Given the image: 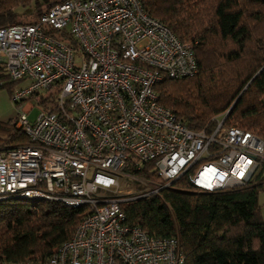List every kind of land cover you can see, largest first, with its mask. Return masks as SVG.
Wrapping results in <instances>:
<instances>
[{
  "label": "built area",
  "instance_id": "2783aa9c",
  "mask_svg": "<svg viewBox=\"0 0 264 264\" xmlns=\"http://www.w3.org/2000/svg\"><path fill=\"white\" fill-rule=\"evenodd\" d=\"M0 67L26 81L11 99L14 127L29 139L0 152V199L88 211L45 261L0 264H182L177 238L128 223L120 203L187 173L197 190L245 185L264 164V138L223 125L224 117L193 131L159 104L155 85L192 76L197 64L193 43L140 0H62L33 21L0 26ZM146 167L145 176L131 172ZM121 176L143 183V192L124 198Z\"/></svg>",
  "mask_w": 264,
  "mask_h": 264
},
{
  "label": "trees",
  "instance_id": "16d2710c",
  "mask_svg": "<svg viewBox=\"0 0 264 264\" xmlns=\"http://www.w3.org/2000/svg\"><path fill=\"white\" fill-rule=\"evenodd\" d=\"M140 1L149 16L181 41L193 43L197 64L192 76L164 77L155 85L159 104L193 131L210 130L216 116L227 112L223 125L264 138V0ZM14 16V7L0 0V26L19 22ZM228 44L225 56L217 54V47ZM221 57L243 59L246 69L227 80L223 67L215 70ZM15 82L0 67V88ZM52 95L38 96V102L52 101ZM14 121L15 116L0 118V152L29 143ZM147 168L131 172L145 176ZM262 175L264 164L245 185L205 191L194 188L187 173L158 193L120 206L127 222L147 234L177 238L182 264H264V219L257 199ZM87 213L86 206L58 201L0 199V263L45 261Z\"/></svg>",
  "mask_w": 264,
  "mask_h": 264
},
{
  "label": "rangeland",
  "instance_id": "374dc122",
  "mask_svg": "<svg viewBox=\"0 0 264 264\" xmlns=\"http://www.w3.org/2000/svg\"><path fill=\"white\" fill-rule=\"evenodd\" d=\"M12 1L14 0H7V2L12 5L15 9V19L14 22H29L33 21L37 18V14L44 9V7H47L51 5L52 3H55L58 0H16L14 4H12ZM231 48V45L228 44L226 47L219 46L216 49L217 54H224L228 49ZM218 62L221 64L218 68H215V70L222 68L225 71L226 79H232L236 76L238 73H243V71L246 69L247 62L243 59H238L232 62L225 61V57H221ZM218 71V70H217ZM216 72V71H215ZM217 74V72L215 73ZM214 74V75H215ZM211 72L209 71L206 74L207 76H210ZM8 80H10L8 78ZM239 80V78H238ZM26 84V81L20 80L12 85H10V88L3 87L0 88V118L1 119H8L10 117H14L16 115V106L15 102L11 99V92L17 88L23 87ZM30 103H32L31 109H29V113L27 114V117L30 121H33L39 110L37 106L35 105V98H32L29 100ZM227 112L217 115V119H221L225 117ZM234 123L239 124L237 121H234ZM264 176V175H262ZM143 183H138L137 181H132L128 178H123L122 176L119 178V190L124 198L133 197L134 195H138L139 193L143 192L144 189ZM258 205H259V211L261 214L262 219H264V181H262L261 187L258 192ZM25 203L29 204V202L24 201Z\"/></svg>",
  "mask_w": 264,
  "mask_h": 264
},
{
  "label": "crops",
  "instance_id": "0c3cea01",
  "mask_svg": "<svg viewBox=\"0 0 264 264\" xmlns=\"http://www.w3.org/2000/svg\"><path fill=\"white\" fill-rule=\"evenodd\" d=\"M3 120H5V119H3Z\"/></svg>",
  "mask_w": 264,
  "mask_h": 264
}]
</instances>
